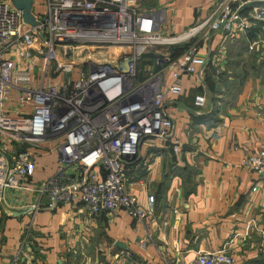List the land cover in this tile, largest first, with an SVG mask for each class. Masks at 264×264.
Segmentation results:
<instances>
[{
  "label": "built area",
  "instance_id": "obj_1",
  "mask_svg": "<svg viewBox=\"0 0 264 264\" xmlns=\"http://www.w3.org/2000/svg\"><path fill=\"white\" fill-rule=\"evenodd\" d=\"M254 1L264 0H215L197 24L164 36L163 10L138 0H43L34 25L23 23L9 0H0V204L8 191H17L34 196L31 212L44 198L48 209L80 203L90 216L121 210L144 222L153 197L147 196L145 207L137 203L125 189V167L144 140L180 150L164 99L180 94L181 77H203L206 60L192 40L231 36L264 22V7L241 14ZM175 44L187 45L170 58L168 46ZM159 45L166 49L159 52ZM145 53L152 64L139 78ZM192 102L201 107L203 95ZM50 154L53 173L34 183L37 158ZM240 165L264 177V147ZM183 264H232V257L215 251Z\"/></svg>",
  "mask_w": 264,
  "mask_h": 264
},
{
  "label": "crops",
  "instance_id": "obj_2",
  "mask_svg": "<svg viewBox=\"0 0 264 264\" xmlns=\"http://www.w3.org/2000/svg\"><path fill=\"white\" fill-rule=\"evenodd\" d=\"M138 2L163 10L166 36L197 24L215 0ZM42 4L31 0L34 17ZM250 28V37L192 40L206 60L203 77H181L180 94L164 99L180 150L144 140L124 170L125 189L139 205L153 197L144 222L121 210L90 216L80 203L48 209L44 198L31 212L32 194L8 191L0 204V264H183L215 251L232 264H264V177L240 165L264 147V22ZM196 94L201 107L193 105ZM54 163V155H40L33 182Z\"/></svg>",
  "mask_w": 264,
  "mask_h": 264
},
{
  "label": "water",
  "instance_id": "obj_3",
  "mask_svg": "<svg viewBox=\"0 0 264 264\" xmlns=\"http://www.w3.org/2000/svg\"><path fill=\"white\" fill-rule=\"evenodd\" d=\"M9 2L15 9L21 12V20L23 23L28 25H34L36 23V20L30 11L31 0H9ZM246 5L250 7H264V1H254L247 3ZM128 61L129 58H125L119 64L118 70L124 72L126 70V65ZM115 245L119 246L120 244L115 243ZM57 264H60V262H58Z\"/></svg>",
  "mask_w": 264,
  "mask_h": 264
},
{
  "label": "trees",
  "instance_id": "obj_4",
  "mask_svg": "<svg viewBox=\"0 0 264 264\" xmlns=\"http://www.w3.org/2000/svg\"><path fill=\"white\" fill-rule=\"evenodd\" d=\"M254 31V28H250L246 31V35L245 36H251V33ZM187 44H175V45H170L168 46V51H169V54H170V58H174L176 56H178L181 51L186 47ZM142 59L141 61L138 63V69L142 68V66L144 64H152V61H151V55L149 53H145L142 55ZM139 72V70H138ZM139 76V74H138Z\"/></svg>",
  "mask_w": 264,
  "mask_h": 264
},
{
  "label": "rangeland",
  "instance_id": "obj_5",
  "mask_svg": "<svg viewBox=\"0 0 264 264\" xmlns=\"http://www.w3.org/2000/svg\"><path fill=\"white\" fill-rule=\"evenodd\" d=\"M164 25H165V23L163 22V23H162V27H161L162 29L159 30V34H161V35H165V34L163 33V32H164V30H163V26H164ZM155 49L158 50L159 52H163L164 49H166V45H159V46H157ZM142 58H143V57H142ZM145 66H147V65L144 64V65L142 66V68L138 69V70H139V72H138V74H139V78H142V77H143V75H144V70H143V69L146 68ZM52 173H53V172H52ZM52 173H51V174H52ZM51 174H50L49 176L43 178L42 180H40V181L37 182L36 184H42V183H44V181H46L47 178L51 176Z\"/></svg>",
  "mask_w": 264,
  "mask_h": 264
}]
</instances>
